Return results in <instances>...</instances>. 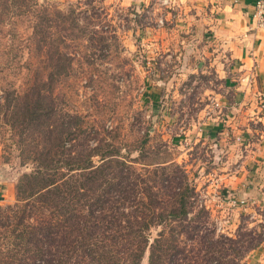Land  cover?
<instances>
[{
	"label": "rangeland",
	"instance_id": "rangeland-1",
	"mask_svg": "<svg viewBox=\"0 0 264 264\" xmlns=\"http://www.w3.org/2000/svg\"><path fill=\"white\" fill-rule=\"evenodd\" d=\"M177 8L174 0H0V209L15 203L17 180L30 170L20 161L3 108L14 90L37 85L52 90L62 112L81 115L136 171L163 164L175 176L173 166L182 167L195 186L196 210L209 212L215 236L235 238L243 224H260L262 244L242 263L264 264L259 186L250 187L234 226L216 230L215 219L232 216L230 207L216 208L229 188L212 180L236 164L213 139L197 141L195 130L213 123L224 86L213 70L200 69L198 63L208 64L197 58L205 38ZM159 230H151L150 242ZM148 254L140 264H148Z\"/></svg>",
	"mask_w": 264,
	"mask_h": 264
},
{
	"label": "trees",
	"instance_id": "trees-1",
	"mask_svg": "<svg viewBox=\"0 0 264 264\" xmlns=\"http://www.w3.org/2000/svg\"><path fill=\"white\" fill-rule=\"evenodd\" d=\"M11 95L4 123L30 170L0 209V264H140L147 249L148 264H243L261 246L260 224L235 238L212 234L182 167L138 172L81 115L62 112L52 90Z\"/></svg>",
	"mask_w": 264,
	"mask_h": 264
},
{
	"label": "crops",
	"instance_id": "crops-1",
	"mask_svg": "<svg viewBox=\"0 0 264 264\" xmlns=\"http://www.w3.org/2000/svg\"><path fill=\"white\" fill-rule=\"evenodd\" d=\"M255 1L174 0L180 13L194 20V33L205 38L197 58H208V64L198 63L200 69L213 70L224 86L213 123L198 127L195 139L206 141L208 137L223 147L227 161L235 162L236 168L212 181L217 187L223 183V188L245 200L252 185L264 190V23L260 25L254 15ZM8 187L11 193L12 185ZM3 197L0 193V202H5ZM213 197H221L220 192ZM225 206L231 208L233 227L234 214L241 209L220 199L216 203V208Z\"/></svg>",
	"mask_w": 264,
	"mask_h": 264
},
{
	"label": "built area",
	"instance_id": "built-area-1",
	"mask_svg": "<svg viewBox=\"0 0 264 264\" xmlns=\"http://www.w3.org/2000/svg\"><path fill=\"white\" fill-rule=\"evenodd\" d=\"M170 0H166V2ZM255 17L257 18L260 25L264 23V0H256L255 1ZM217 106V105H216ZM226 202L232 207H238L242 209L246 205V200L243 198H237L233 193L230 191H226ZM222 202V200H220ZM214 224L217 231L224 232L225 228L231 227V219L230 217H222L217 218L214 220ZM230 235V234H229Z\"/></svg>",
	"mask_w": 264,
	"mask_h": 264
}]
</instances>
